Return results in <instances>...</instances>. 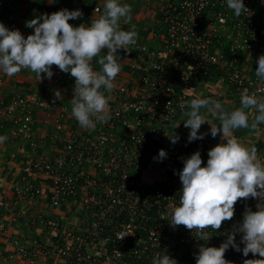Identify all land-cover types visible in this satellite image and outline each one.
<instances>
[{
	"label": "built area",
	"instance_id": "1",
	"mask_svg": "<svg viewBox=\"0 0 264 264\" xmlns=\"http://www.w3.org/2000/svg\"><path fill=\"white\" fill-rule=\"evenodd\" d=\"M97 1L96 12L102 15L104 0ZM29 2L0 0V22L11 29ZM121 2L153 4L158 18L148 31L154 45L137 39L129 46L126 55L136 62L131 73L122 68L114 89L105 93L111 97L107 123L82 129L70 115L71 107L58 105L52 87L45 92L49 101L16 97L0 102V122L8 121L10 135L31 155L22 169V183L15 188V203L48 195L53 208L67 207L63 220H30L51 237L47 246L40 242L17 248L26 264H38L41 258L52 264H151L163 252L178 264H196L194 253L205 242L195 237V230L192 234L184 226L173 230L169 225L182 187L174 172L182 170V158L197 150L206 163L208 150L204 140L188 143L180 138L169 146L166 137L182 114V101L212 98L205 92L206 84L216 81L236 99L245 88L264 92L255 75L256 61L264 54V0H244L248 11L240 17L225 0ZM52 70L65 81L75 79ZM37 110L58 111L52 133L44 136L35 129ZM43 142L50 148L45 156L39 154ZM161 149L170 154L158 162L153 158ZM43 180L48 190L37 184ZM245 207L256 210L242 198L234 205L232 220L216 231L207 229L212 236L207 246L219 247L232 225L242 220ZM225 258L233 264L264 259L251 253L243 257L231 248Z\"/></svg>",
	"mask_w": 264,
	"mask_h": 264
},
{
	"label": "clouds",
	"instance_id": "2",
	"mask_svg": "<svg viewBox=\"0 0 264 264\" xmlns=\"http://www.w3.org/2000/svg\"><path fill=\"white\" fill-rule=\"evenodd\" d=\"M225 3L236 17L248 11L244 0H225ZM131 13L132 6L126 2L104 0L103 14L98 19L73 26L69 21L82 18L83 12L64 8L27 21L26 27L33 30L27 37L0 22V72L12 77L21 69H30L41 81L42 74L50 80L54 75L52 66H57L61 72L75 78L70 115L82 129L95 130L97 124L111 119V97L105 93L114 89L115 78L122 71L118 50L137 42L138 33L134 28H121V21H131ZM103 50L107 51L101 55ZM94 58H98L99 70L92 66ZM256 64L255 75L264 86V54L258 57ZM54 95L56 99L62 98L60 90ZM179 107L187 117L183 124L190 130L188 143L209 135L212 138L218 133L222 135L221 142L208 150L206 163L197 150L182 158V170L174 172L182 187L179 205L170 212V227L175 230L184 226L192 230V234L195 230V237L205 242L194 253L196 264H233L225 258L229 248L242 252L243 257L251 253L253 257L258 254L264 258V159L259 157L255 145L241 143L235 135L240 129L260 131V126L264 125V92L243 89L239 106L231 111H226L220 100L200 96L182 101ZM206 113L219 123L210 122ZM205 124L210 125L209 130L200 132ZM169 138L172 144L180 140L178 134ZM6 140L7 136L0 135V145ZM167 155L161 149L153 159L162 162ZM242 198L256 200V210L245 207L242 220L232 225L219 247L207 246L212 237L207 229L216 231L222 222L232 220L234 205ZM151 264H178V261L163 252L157 254ZM243 264H264V259H245Z\"/></svg>",
	"mask_w": 264,
	"mask_h": 264
},
{
	"label": "crops",
	"instance_id": "3",
	"mask_svg": "<svg viewBox=\"0 0 264 264\" xmlns=\"http://www.w3.org/2000/svg\"><path fill=\"white\" fill-rule=\"evenodd\" d=\"M53 2L54 0H30L29 7L26 5V13L17 16L15 23L10 26L11 29L20 30L25 37L32 34L33 30L26 27L27 21L44 13L50 14L49 8ZM130 5L132 6V19L129 23L121 21V28L123 30L134 28L138 33L137 39L140 42L146 41L147 44L154 45L153 41L148 38V31L154 26L156 18H158L153 12L154 5L148 6L145 3ZM98 7L99 2L97 0H63V4L59 10L64 8L69 10L80 9L83 12V17L75 21H69L73 26H79L81 23L90 24L91 20L98 19L100 16L96 12ZM106 51L103 50L101 55ZM127 51L128 48L121 49L118 50V54L122 59L121 65L124 73H131V67L136 62L134 58L126 55ZM97 61L98 58H94L92 61L95 70L100 69ZM54 68L58 67L53 65L52 69ZM0 79V102L4 104L9 103L16 97L49 101L50 98L45 92L47 87H52L55 91L60 90L62 93V98L58 99V105L67 109L71 107L75 79L65 81L54 73L50 80L44 78V74H42V79L39 81L36 74L31 72L30 69H21L19 73L12 77L0 72ZM204 89L206 93L212 96V99L220 100L226 111H231L239 106V99L231 97L227 93V89L218 83L212 82L206 84L204 85ZM37 111L35 115V129L43 133L44 136L46 133H52L54 131L53 117L57 115L58 111L55 110L47 114H42L39 110ZM206 115L210 122L219 123L210 113H206ZM251 115H255L254 110H251ZM186 118L181 114L179 119L171 125L170 132L166 137L169 146L172 145L169 138L172 134H178L180 138L187 139L190 130L184 127L183 120ZM179 123L180 125L175 128ZM209 128L210 125L208 124L202 125L200 132H206ZM10 134L8 121L0 122V135L7 136V140L0 145V264H26L25 259L17 254V248L19 246L32 248L40 242L47 246L49 244L47 242L51 237L39 229V227L31 226L30 220L33 218H45L47 216H52L59 221L63 220L67 207H62L61 209L53 208L49 203L48 195L39 197L34 201L21 200L17 204L15 203V188L22 183V169L28 165L31 155L25 151L26 147ZM221 135L218 133L216 138H212L209 135L203 139L207 150H210L221 142ZM235 135L240 139L241 143L249 146L255 145L258 149L259 157L264 159V125L260 126L258 133L250 129H240L236 131ZM49 152V145L43 142L42 148H39V154L45 156ZM168 154H170V150H168ZM37 184L46 190L49 189L44 180ZM245 201L254 205L257 203L256 200L251 198L245 199ZM37 263L52 264V261L48 258H41L38 259Z\"/></svg>",
	"mask_w": 264,
	"mask_h": 264
},
{
	"label": "trees",
	"instance_id": "4",
	"mask_svg": "<svg viewBox=\"0 0 264 264\" xmlns=\"http://www.w3.org/2000/svg\"><path fill=\"white\" fill-rule=\"evenodd\" d=\"M63 4V0H54L53 4L51 5V7L49 8V13H53L56 12L60 9V7ZM40 5V4H39Z\"/></svg>",
	"mask_w": 264,
	"mask_h": 264
},
{
	"label": "rangeland",
	"instance_id": "5",
	"mask_svg": "<svg viewBox=\"0 0 264 264\" xmlns=\"http://www.w3.org/2000/svg\"><path fill=\"white\" fill-rule=\"evenodd\" d=\"M216 82V81H215Z\"/></svg>",
	"mask_w": 264,
	"mask_h": 264
}]
</instances>
